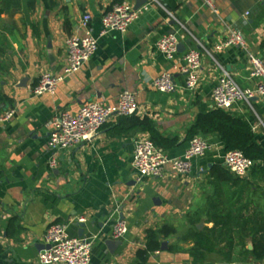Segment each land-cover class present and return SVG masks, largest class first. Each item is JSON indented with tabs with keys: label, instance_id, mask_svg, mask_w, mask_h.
I'll return each mask as SVG.
<instances>
[{
	"label": "crops",
	"instance_id": "crops-1",
	"mask_svg": "<svg viewBox=\"0 0 264 264\" xmlns=\"http://www.w3.org/2000/svg\"><path fill=\"white\" fill-rule=\"evenodd\" d=\"M3 1L0 115L15 113L0 126V264H40L49 226L65 223L71 236H79L82 217L88 223L83 236L96 237L90 264H142L139 253L146 249L147 231L165 225L175 227L177 234L163 240L166 249L161 246L147 264H231L216 254L195 263L193 243L185 240L190 230L186 215L202 204L201 187L209 166L223 165L225 148L217 137H208L214 148L193 162L190 176L166 169L162 177L138 184L133 142L147 134L115 133L118 116H113L91 142L59 152L58 166L52 170L49 122L59 111L77 112L91 102L114 105L127 90L136 95L138 116L149 117L161 135L179 139V146L166 153L181 157L197 116L215 109L212 91L222 69L242 88L255 86L249 77V55L264 58V0H216L217 13L204 0H161V6L152 4L127 33L104 37H99L102 16L122 1L135 8L137 0H20L17 7H6ZM86 14L98 37L97 53L61 83L55 95L34 97L31 90L43 73H63L68 60L65 41L84 34L81 21ZM230 30L243 34L246 47L218 51ZM169 33L180 37L177 65L183 64L188 50L203 52L195 90L186 88V77L179 71L173 72L172 93L153 87L173 65L156 48ZM25 78L27 85L21 86ZM229 112L242 117L264 147V98L239 103ZM121 216L129 232L112 252L106 242L114 240L112 226Z\"/></svg>",
	"mask_w": 264,
	"mask_h": 264
},
{
	"label": "built area",
	"instance_id": "built-area-1",
	"mask_svg": "<svg viewBox=\"0 0 264 264\" xmlns=\"http://www.w3.org/2000/svg\"><path fill=\"white\" fill-rule=\"evenodd\" d=\"M216 0H204L205 4L217 13ZM161 6V0H149L142 8H135L127 1L115 4L110 11L101 18V32L104 37L112 32L127 33L148 10L151 5ZM91 15L86 14L81 27L83 35H74L65 41L68 51L67 65L61 75L45 72L41 75L38 84L32 88L31 94L40 97L45 94L55 95L61 83L79 72L98 51V37L94 36L90 28ZM180 37L177 33L163 35L157 43V50L169 62L172 68L164 72L153 82L156 91L170 94L175 90L173 72L179 71L186 77V88L195 90L199 85V74L202 69V50L193 48L183 57V64H176L179 54ZM231 47L245 48L243 34L237 30H230L227 39L217 46L218 51ZM251 80L255 81L252 88H242L234 76L226 69H222L212 91L215 108L230 111L239 103H248L255 98H264V58L253 54L249 55ZM140 110L135 93L123 91L114 105L102 102H91L83 105L77 112L62 110L56 113L49 122L48 146L51 152L50 168L58 166L59 152L69 151L84 143L91 142L104 128L113 116H133ZM14 111L0 115V126H4L14 117ZM214 148L208 137L196 136L192 138L185 153L181 157L170 158L167 153L156 146L149 137L136 138L133 142V167L137 173L136 183L143 184L146 180L162 177L166 169L181 177L193 173V162L203 158ZM223 165L234 175L246 178L257 166V163L247 158L239 151L227 152L223 156ZM84 223L85 218H79ZM129 232L125 221L118 220L112 226V238L122 240ZM2 226L0 224V236ZM45 249L39 254L40 264H90L96 242L95 236H71L65 223H55L49 226L45 234Z\"/></svg>",
	"mask_w": 264,
	"mask_h": 264
},
{
	"label": "trees",
	"instance_id": "trees-1",
	"mask_svg": "<svg viewBox=\"0 0 264 264\" xmlns=\"http://www.w3.org/2000/svg\"><path fill=\"white\" fill-rule=\"evenodd\" d=\"M3 5L17 7L20 0H4ZM113 129L119 134H147L165 152L179 146L178 138L161 135L147 116H118ZM196 136L217 137L225 153L239 151L255 161L257 166L246 178L232 174L224 165L215 164L210 168L201 187L202 204L188 213L185 219L190 227L185 240L193 243L190 251L193 261L202 262L209 254L219 255L224 262L231 264L263 261L264 147L242 117L219 108L197 116L188 132V141ZM201 223L205 226L198 229ZM176 234L177 229L170 225L149 229L146 249L139 253L142 264H147L150 256L160 251L163 240Z\"/></svg>",
	"mask_w": 264,
	"mask_h": 264
},
{
	"label": "water",
	"instance_id": "water-1",
	"mask_svg": "<svg viewBox=\"0 0 264 264\" xmlns=\"http://www.w3.org/2000/svg\"><path fill=\"white\" fill-rule=\"evenodd\" d=\"M149 3V0H137V5L135 6V10H138L140 8H142L143 6H145L146 4ZM182 45H179V51H182ZM28 81V78H25L24 80L21 81V86H26L27 85V82ZM212 167V165L209 166V169ZM121 221L124 220V216H121L120 218ZM80 224V232H79V236H83L87 227H88V223H79ZM204 227V224L201 223L200 225H198V229H202ZM106 244L111 248V251L113 252V249L114 248H117L118 246H121L122 245V242L119 240V241H114V240H108L106 242ZM167 247V244L164 242L162 243V250H165ZM249 249L251 250L252 249V246L250 245L249 246Z\"/></svg>",
	"mask_w": 264,
	"mask_h": 264
}]
</instances>
